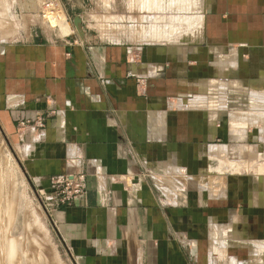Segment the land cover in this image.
I'll return each mask as SVG.
<instances>
[{"label":"crops","instance_id":"1","mask_svg":"<svg viewBox=\"0 0 264 264\" xmlns=\"http://www.w3.org/2000/svg\"><path fill=\"white\" fill-rule=\"evenodd\" d=\"M198 4L207 48L173 44L175 17L152 38L164 48L98 43L76 30L53 42L38 28L0 41V130L20 149L27 179L52 197L51 178L85 176V191L56 211L77 264H191L206 227L234 218L221 191L206 187L222 177L194 152L206 146L193 142L199 119L165 103L188 51L244 49L256 67L264 62V0ZM37 114L44 128L21 134L18 121Z\"/></svg>","mask_w":264,"mask_h":264},{"label":"rangeland","instance_id":"2","mask_svg":"<svg viewBox=\"0 0 264 264\" xmlns=\"http://www.w3.org/2000/svg\"><path fill=\"white\" fill-rule=\"evenodd\" d=\"M43 1L0 0V41L22 40L32 29L41 30L36 15ZM199 1L58 0L68 20L58 16L52 21L68 34L75 30L77 16L82 34L95 42L164 48L167 43L152 38L167 33V23L175 17L170 29L178 40L173 44L207 48ZM186 6L193 9L183 11ZM229 52L188 51L187 66H177L175 92L165 103L199 119L201 139L193 142L206 146L194 152L205 155L208 175L222 177L208 180L206 187L212 196L221 191L219 197L234 215L222 226L206 227L191 264H264V62L258 60L256 67L248 50L239 49L234 57ZM175 53L182 59L186 52ZM22 160L18 146L0 130V264H77L54 200L33 187Z\"/></svg>","mask_w":264,"mask_h":264},{"label":"built area","instance_id":"3","mask_svg":"<svg viewBox=\"0 0 264 264\" xmlns=\"http://www.w3.org/2000/svg\"><path fill=\"white\" fill-rule=\"evenodd\" d=\"M37 17H51L52 19L58 16H65L63 8L58 0H44L41 4ZM66 17V16H65ZM68 20V18L66 17ZM47 24L41 26L42 33L48 37L51 41H63L69 36L68 34H62L59 29V25L51 26L46 19ZM50 25V26H49ZM46 116L37 114L32 118H22L18 121V128L21 130V134H25L26 131L33 129H42L45 125ZM51 194L56 209L60 206H69L74 202V198L82 194L85 190V176L84 174L66 175L53 177L50 180Z\"/></svg>","mask_w":264,"mask_h":264},{"label":"water","instance_id":"4","mask_svg":"<svg viewBox=\"0 0 264 264\" xmlns=\"http://www.w3.org/2000/svg\"><path fill=\"white\" fill-rule=\"evenodd\" d=\"M80 22H81V20H80L79 17H77V16L74 17V19H73V23H74L75 30L78 32V34H79L81 37H83L82 30H81V28H80Z\"/></svg>","mask_w":264,"mask_h":264},{"label":"bare ground","instance_id":"5","mask_svg":"<svg viewBox=\"0 0 264 264\" xmlns=\"http://www.w3.org/2000/svg\"><path fill=\"white\" fill-rule=\"evenodd\" d=\"M39 19V21L40 22H42L43 24H47V21H46V19L49 21V24L51 25V26H55V24H54V22L52 21V18L51 17H49V16H47V17H44V18H41V17H39V18H37V20ZM63 23V22H62ZM49 25V26H50ZM59 25H61L60 23H59ZM64 25V24H63ZM62 26V25H61ZM65 26V25H64ZM63 26V27H64ZM71 26V25H70ZM68 27V26H67ZM72 28V27H71ZM222 151V150H221ZM220 151V152H221ZM216 153V152H215ZM218 153V152H217ZM222 154V153H221ZM10 241V240H9Z\"/></svg>","mask_w":264,"mask_h":264}]
</instances>
